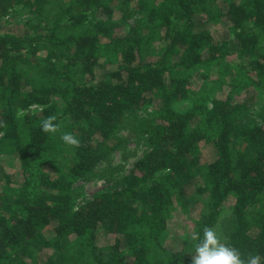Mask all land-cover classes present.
I'll use <instances>...</instances> for the list:
<instances>
[{"label":"trees","instance_id":"trees-1","mask_svg":"<svg viewBox=\"0 0 264 264\" xmlns=\"http://www.w3.org/2000/svg\"><path fill=\"white\" fill-rule=\"evenodd\" d=\"M15 7L33 20L0 33V264H191L205 226L264 264V0H0V19ZM127 126L142 155L76 205Z\"/></svg>","mask_w":264,"mask_h":264},{"label":"rangeland","instance_id":"rangeland-1","mask_svg":"<svg viewBox=\"0 0 264 264\" xmlns=\"http://www.w3.org/2000/svg\"><path fill=\"white\" fill-rule=\"evenodd\" d=\"M119 17L120 12L117 13ZM33 20L32 16L28 14L26 9H21L20 7H15L9 16L0 19V33L7 32L8 28H11L15 24L21 25V23L25 22V20ZM125 22V23H124ZM123 23L117 26L115 30L118 34H123L126 32L128 27L138 26L140 25L141 18L138 14H132L125 19ZM250 93H246L237 98L238 102L241 104H247L248 107L247 112L244 114L242 119H240L243 123H249L253 120H256V117L252 113L255 108L254 103L251 100ZM188 104H182L179 106L178 110L182 111L187 108ZM142 115V114H139ZM121 138H125L124 144H122L121 149L113 153L108 161H104L98 164L96 169V174L93 179H79L76 180L73 184V188L77 194V198L75 199L76 205H80L85 201L91 199V197L99 191L105 189H118V182L120 178L124 176L126 171L130 168L134 161H136L143 153L145 147L143 143V138L134 137L128 131V126L122 129L119 134ZM192 220L188 218L187 227L181 219H179L175 225L176 228L182 232L184 228H188L191 230L192 228ZM191 233V231H190Z\"/></svg>","mask_w":264,"mask_h":264},{"label":"clouds","instance_id":"clouds-1","mask_svg":"<svg viewBox=\"0 0 264 264\" xmlns=\"http://www.w3.org/2000/svg\"><path fill=\"white\" fill-rule=\"evenodd\" d=\"M55 117H48L42 122V130L55 131L52 123ZM61 140L71 146H78L79 141L71 133H64ZM196 239L195 236L192 237ZM195 254L191 255V264H260L259 255L249 256L246 260L235 247L222 243L217 232L208 226L202 230V237L194 246Z\"/></svg>","mask_w":264,"mask_h":264},{"label":"built area","instance_id":"built-area-1","mask_svg":"<svg viewBox=\"0 0 264 264\" xmlns=\"http://www.w3.org/2000/svg\"><path fill=\"white\" fill-rule=\"evenodd\" d=\"M32 109H35V107H32Z\"/></svg>","mask_w":264,"mask_h":264}]
</instances>
